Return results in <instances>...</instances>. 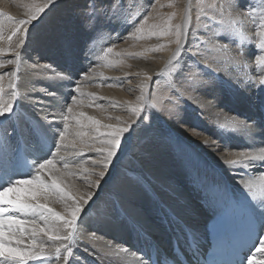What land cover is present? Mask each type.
Returning a JSON list of instances; mask_svg holds the SVG:
<instances>
[{
    "label": "bare ground",
    "instance_id": "1",
    "mask_svg": "<svg viewBox=\"0 0 264 264\" xmlns=\"http://www.w3.org/2000/svg\"><path fill=\"white\" fill-rule=\"evenodd\" d=\"M26 1L0 0V49L4 50L0 54V88L6 98L11 95L13 83L19 92L13 101L16 115L0 116V177L6 179L13 169L27 171L32 159L42 154L37 151L32 135L37 124L59 141V132L67 123V134L55 159L59 161L63 156L69 163L66 170L69 175L63 176L66 191L74 196L87 192L88 181L84 177L89 170L99 171V166L92 164V159L100 155L94 148L104 139L99 133L108 131L104 125H122L135 119L129 108L138 105L136 98L141 95V85L145 89L141 117L132 124L131 134H125L98 189L95 186L98 177L95 174L91 177L94 203L90 201L91 206H85L86 214H81L75 234V256L70 257L69 264H151L145 253L149 250L169 253L171 240L184 243L187 235L198 242L201 251L206 247L202 242L206 224L222 211L228 192L255 216L259 214V208L253 212L252 189L247 188L250 179L258 182V176H245L243 169L230 167L227 162L238 159L236 153L249 150L245 146L258 144L264 135L261 132L264 86L258 83L264 69L257 66V60L264 59V49L258 47L264 40V15L260 16L264 12L263 0L256 6L252 4L250 10L242 3L239 7L244 12L233 10V16H238L237 28L247 36L242 45L221 34V25L215 23L221 17L216 5L212 7L214 0H195L190 14L176 16L171 31L159 34L156 45L159 67L145 71L144 76H136L125 68L116 72L111 67L108 70L86 62L76 64L78 58L71 57L69 48L79 42L78 36L69 38L57 28L52 30L54 38L40 30L34 34L43 37L32 38L35 27H30L27 41L17 48L22 33L11 41L8 37L18 21L27 18L29 9L21 5ZM58 1L62 0L53 5ZM28 2L40 5L44 1ZM48 9L46 12H52L54 8ZM177 25L183 33V47L178 56L174 34ZM84 29L85 25L79 30ZM114 43L110 44L112 54L118 50V44ZM16 52L22 53L19 65L8 64L9 59H16ZM64 57L69 58L68 67L74 63L72 81L56 76L57 71L68 70L58 62ZM12 71L17 72L16 77L8 75ZM76 81L78 92L74 91ZM73 96L76 105L69 113L64 101L72 102ZM152 104L156 107H151ZM232 117L247 119L251 131L226 126ZM94 121L99 123V133ZM77 132L86 134L77 136ZM54 144L55 141L53 152ZM87 145H93V149L89 150ZM41 147L46 150L47 144ZM79 152L82 157L75 155ZM64 171L61 168L57 175ZM72 203L71 199L63 203L49 201L65 217L66 205ZM67 231L62 229V234ZM38 239L61 243L48 241L43 235ZM25 246L27 235L20 244L22 248ZM53 264L65 262L61 258Z\"/></svg>",
    "mask_w": 264,
    "mask_h": 264
},
{
    "label": "snow or ice",
    "instance_id": "2",
    "mask_svg": "<svg viewBox=\"0 0 264 264\" xmlns=\"http://www.w3.org/2000/svg\"><path fill=\"white\" fill-rule=\"evenodd\" d=\"M54 3L55 0H44L38 6L34 2L29 5L27 18L18 21L17 27L12 32V35L8 37V40L11 41L12 37L17 33H22V38L16 47L20 48L25 44L30 27H35L33 22L41 20L43 14H45V9ZM212 7H215V4ZM248 7H251V5H248ZM233 10L237 11V13L244 11L240 9L238 2L233 0L232 3L228 4V13L225 19L224 5H221V19L216 20L215 23L221 25V34L229 35L230 42L238 41L242 45L247 36L242 29L237 28L238 16H233ZM96 15V5L92 3L89 13L83 17V22L93 30H96ZM8 19L11 20L12 18L8 17ZM144 19L146 21L147 16ZM197 20H200L199 15L197 16ZM137 31H140V29H137ZM174 34L176 36L175 43L178 45L175 55L178 56L180 49L183 47L181 43L183 33L179 25L176 26ZM258 47L264 49V40L261 41ZM107 51L111 52L112 49L109 48ZM3 52L4 50L0 49V54H3ZM21 56V52H16V59H9L7 63L19 65ZM257 66L260 69H264V59H258ZM45 67H49V65H45ZM8 75L16 77L17 72L12 71ZM73 75L74 73L71 68L66 71L56 72V76L61 80L72 81ZM258 83L264 86V72L261 73ZM76 85L74 91L78 92L79 81H76ZM11 87L13 90L8 98L4 96L3 88H0V116H5L6 113L16 115L13 101L17 100L19 96V92L17 91L18 86L13 83ZM45 91L47 94L53 95V93ZM136 99L138 105L129 108V112L135 118L131 122L115 126L104 125L108 131L99 133V123L94 121L97 125L96 131L104 137V139L98 141L99 146L94 148L95 152L100 154L99 158L92 159V164L98 165L99 171H88V176L84 177V179L88 181L87 188L89 190L79 196L71 195L66 191L67 185L64 182L63 176L69 175L66 171L69 168V163L63 156L60 157L59 161L55 159L61 150V142L65 139L69 125L64 123L63 130L59 132V141H56L55 136H48L47 130L38 124L32 129L37 151L42 154L32 159V163L27 171L13 169L6 179L0 177V264H29L30 261H39L41 264H53V261L58 262L61 258L65 264H69L70 257L75 256L73 248L76 243L75 234L79 228V221L82 220L81 214H86L85 206L90 207V201L94 203V193L91 191L93 187L91 177L94 174L98 177L95 180V186L98 189L114 157H116L120 150L122 141L126 138L125 134H131V131H133L132 124L136 122V119L141 117L144 107L143 101L145 99L143 85H141V95ZM72 100L75 103L76 97L73 96ZM64 103L67 104L66 99ZM151 107L155 108L156 104H152ZM262 107H264V104H262ZM60 111L63 115L62 108ZM67 111L69 113L72 112L71 105L67 106ZM80 115H83V113ZM116 119L119 120L120 118L116 117ZM64 120L67 121L68 116L65 115ZM77 123L79 124L80 122L77 121ZM226 126L251 131L247 119L232 117L226 121ZM261 132L264 133V127H261ZM85 134L76 133L77 136ZM53 141H55V152L51 151ZM45 143L47 144L46 150L41 147ZM64 147H67V145H64ZM87 147L89 150L93 149V145H87ZM245 147L249 150L239 151L236 153L238 159L229 160L227 163L230 167L243 169V175L245 176H249L250 174L258 176V182L250 179L247 183V188L252 189L253 212L255 213L257 208L261 209L255 219L258 223V232L264 233V172L252 171L253 169H264V135L260 137L258 144L246 145ZM256 148L259 150H253ZM75 155L82 157L83 153L79 152L75 153ZM75 166L79 167V162H76ZM61 168L65 171L57 175L58 172H61ZM66 199H71L73 202L71 206L66 205L68 211L67 217L57 213L49 205V201L63 203ZM38 221H43V225H40ZM62 229H67V233L62 234ZM26 235L28 237V246L22 248L20 244ZM41 235L47 236L48 241H61V243L58 245L55 243H45L43 240L38 239ZM157 264H159V261H157ZM164 264H167L166 260ZM241 264H264V234L251 238L249 251L244 254Z\"/></svg>",
    "mask_w": 264,
    "mask_h": 264
},
{
    "label": "rangeland",
    "instance_id": "3",
    "mask_svg": "<svg viewBox=\"0 0 264 264\" xmlns=\"http://www.w3.org/2000/svg\"><path fill=\"white\" fill-rule=\"evenodd\" d=\"M41 1L43 2L44 0H39V2ZM194 1L62 0L58 1L57 5L52 4L49 7L54 8L52 12H46L50 9H45L46 13L43 14V18L38 22H33L36 24L32 38L37 36L34 33L38 30L48 32L50 37L54 38L56 35L52 30L56 28L60 29L65 32L64 35H70L68 36L69 38L78 36L79 42L72 44L69 48V54H73L71 57L76 56L78 58L76 59V64L78 62L85 64L86 62L97 69L105 67L110 70L111 67L116 72L125 68L130 72H134L136 76H139V74L144 76L145 71H155L159 67L160 61L156 48L159 34L171 31L173 20L176 16L185 17L190 14ZM66 2L68 3L66 4ZM228 2L232 3L233 0H214L213 3L216 5L220 17V6L224 5V12H226ZM236 2L238 4H245L246 6L244 7H247L249 10L251 7H248V5L252 6L254 4L256 6L262 3L260 0H236ZM92 3L96 5V30H93L83 22V17L89 13ZM23 4H21L23 9L27 7L29 9V5H31L28 0ZM36 5L39 4L37 3ZM49 14H52V16L47 18ZM261 15H264L263 11ZM145 16H147L146 21L144 19ZM54 21H56V25L53 27ZM76 22L80 23L74 26ZM84 25L85 29L79 30ZM137 29H140V31H137ZM40 37L43 36L40 35L35 38ZM114 37H118V39L114 40ZM113 43L114 45L118 44V50L115 51V54L107 51ZM58 62L67 69L71 68L74 64L72 63L68 67V57L61 58ZM70 103L71 106L76 105V102L73 103V100ZM67 104L65 105L66 108Z\"/></svg>",
    "mask_w": 264,
    "mask_h": 264
}]
</instances>
